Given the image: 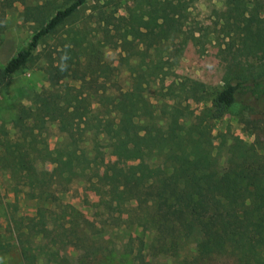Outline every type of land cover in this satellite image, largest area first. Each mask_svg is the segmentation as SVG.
I'll return each mask as SVG.
<instances>
[{
	"label": "rangeland",
	"instance_id": "374dc122",
	"mask_svg": "<svg viewBox=\"0 0 264 264\" xmlns=\"http://www.w3.org/2000/svg\"><path fill=\"white\" fill-rule=\"evenodd\" d=\"M68 1L0 0V69L39 28L41 20ZM180 3L186 7L177 12ZM223 3L224 0H159L158 7L166 10L170 19V32L149 35L147 47L140 40L123 41L117 35L121 31H109L107 35L103 29L100 10L125 19L127 10L137 6L135 0H88L70 24L46 37L26 66L9 78L0 91V264H24L21 249L39 253L40 246L46 250V255L41 253L40 257L48 259L54 253L66 257L67 264H77L75 257L87 248L94 255L89 264H135L138 238L144 241L143 254L151 264H237L232 256L207 255L205 250H199L198 236L186 239L174 233L159 241L165 235L155 234L152 228L141 233L138 218L148 217L150 210L144 205L138 208L134 200L121 204L111 201L115 193L101 180L114 160L104 127L107 120L118 122L119 113L111 102L131 90L138 74L135 70H145V64L151 61L163 68L159 75L146 71L142 84L151 121L169 137L165 130L170 123L188 127L205 119L203 140L216 161L218 174L213 184L215 193L223 186V170L227 160L236 154L237 141L264 153V116L254 115L240 104L224 109L218 118H211L208 112L213 110L212 98L223 87L224 63L217 47ZM69 27L84 31L85 51L75 58L67 75L56 80L50 63L62 65L63 70L69 65L56 54ZM185 80L204 85L205 93L197 95L207 99L196 100L197 95L191 94ZM43 92L57 93L70 106L76 129L73 138L58 130L56 120L48 119L38 129L27 118V111L35 107V95ZM140 116L137 113L129 117L143 125ZM5 138L32 143L37 149L32 153L36 167L48 175H56L57 170L44 158L46 149L55 151L76 143L77 176L69 183L53 176L42 198H30L14 163L8 159ZM172 142L178 148L166 147L149 154L148 165L156 177L169 174L182 160L183 144ZM193 208L199 217L206 216L201 202L193 203Z\"/></svg>",
	"mask_w": 264,
	"mask_h": 264
},
{
	"label": "trees",
	"instance_id": "16d2710c",
	"mask_svg": "<svg viewBox=\"0 0 264 264\" xmlns=\"http://www.w3.org/2000/svg\"><path fill=\"white\" fill-rule=\"evenodd\" d=\"M87 1L69 0L46 20H41L39 28L0 69V91L13 74L26 66L39 44L70 24ZM136 4L127 10L125 19L116 18L112 11L100 10L104 19L103 29L107 35L109 31L113 34L121 31L117 35L123 41L127 38L140 40L150 47L149 35L158 31L163 35L169 33L170 19L166 10L158 7L159 0H135ZM185 7L182 3L178 4L177 12ZM220 12L219 21L222 23L217 47L224 63L223 87L212 98L213 110L208 112L211 118H218L224 109L240 104L250 113L264 116V0H224ZM65 33L66 37L60 42V50H56V54L59 60L69 65L63 70L62 65L50 63L56 80L65 77L66 71L76 62L75 58L85 51L84 31L69 27ZM149 63L145 64V70H135L138 74L133 79L131 90L122 94L116 102H111L113 109L119 113L118 122L110 119L104 124L114 160L101 180L115 193L111 201L121 204L134 200L138 208L142 205L147 207L150 215L138 218V229L144 234L152 228L155 234L165 235L159 237V241L174 233L186 239L198 236V249L205 250L207 255L232 256L237 264H264V153L259 154L237 141L236 154L233 159L227 160L223 170V186L219 193H215L213 184L218 174L216 161L203 140L207 129L205 119L188 127L170 123L165 130L169 137L164 135L163 128L151 121V112L142 95L146 71H152L153 75L163 73L158 72L163 71L161 66L152 61V64ZM185 81L193 96L205 93L204 85ZM195 99L201 101L207 98L197 95ZM34 106L26 113L34 128L40 129L48 119H53L57 121L61 133L74 137L73 113L57 93L35 95ZM137 113L142 115L143 125L129 117ZM3 135L6 137V134ZM172 140L183 144L182 160L169 174L156 177L148 165L149 154L161 152L166 147L178 148ZM3 145L22 185L29 190L30 198H42L50 186L49 178L53 176L64 178L68 183L77 176L75 158L78 147L74 142L55 151L46 149L47 157L44 158L55 165L56 175L38 171L32 157L37 149L32 143L12 142L5 138ZM195 202L204 204L206 216L196 214L193 208ZM254 231L260 232L259 235L253 234ZM138 241L140 247L136 250L134 263L151 264L143 254L144 241L139 238ZM41 253H46L43 246H40L39 253L28 248L21 249L24 264L69 262L66 257L54 253L45 259L40 257ZM74 260L78 261L77 264H89L94 255L87 248Z\"/></svg>",
	"mask_w": 264,
	"mask_h": 264
}]
</instances>
